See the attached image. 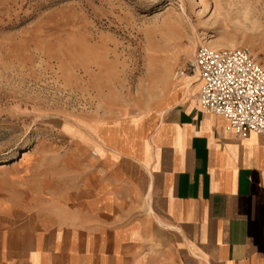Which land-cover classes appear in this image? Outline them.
Wrapping results in <instances>:
<instances>
[{"label": "crops", "instance_id": "0c3cea01", "mask_svg": "<svg viewBox=\"0 0 264 264\" xmlns=\"http://www.w3.org/2000/svg\"><path fill=\"white\" fill-rule=\"evenodd\" d=\"M193 77L144 119L98 121L115 134L93 157L36 156L0 206V264H264L263 138L200 113Z\"/></svg>", "mask_w": 264, "mask_h": 264}, {"label": "rangeland", "instance_id": "374dc122", "mask_svg": "<svg viewBox=\"0 0 264 264\" xmlns=\"http://www.w3.org/2000/svg\"><path fill=\"white\" fill-rule=\"evenodd\" d=\"M199 46L245 47L264 65V0H0L1 208L36 156L93 157L115 134L98 121L154 113Z\"/></svg>", "mask_w": 264, "mask_h": 264}, {"label": "built area", "instance_id": "2783aa9c", "mask_svg": "<svg viewBox=\"0 0 264 264\" xmlns=\"http://www.w3.org/2000/svg\"><path fill=\"white\" fill-rule=\"evenodd\" d=\"M185 75L201 81L195 100L200 113L223 117L225 130L240 138L255 133L264 141V65L247 48L199 46L171 79Z\"/></svg>", "mask_w": 264, "mask_h": 264}, {"label": "bare ground", "instance_id": "6f19581e", "mask_svg": "<svg viewBox=\"0 0 264 264\" xmlns=\"http://www.w3.org/2000/svg\"><path fill=\"white\" fill-rule=\"evenodd\" d=\"M204 47H207V46H204ZM207 48H209V47H207ZM210 49H215V48H210ZM94 153V155L96 154L95 152H93Z\"/></svg>", "mask_w": 264, "mask_h": 264}]
</instances>
